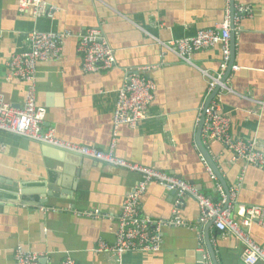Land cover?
<instances>
[{
    "label": "crops",
    "instance_id": "obj_1",
    "mask_svg": "<svg viewBox=\"0 0 264 264\" xmlns=\"http://www.w3.org/2000/svg\"><path fill=\"white\" fill-rule=\"evenodd\" d=\"M58 8L51 21L36 22L18 14L20 0H0V94L20 108L25 84L8 79L12 55L29 49L27 34L70 31L60 58L39 62L36 105L43 113V131L61 141L106 151L111 145L118 90L125 72L157 65L147 74L155 84L146 118L136 128L122 125L115 157L179 177L202 195L217 198L196 144L200 109L207 106L206 78L201 71L219 73L218 46L189 55L192 65L166 52L162 44L195 36L220 25L236 5L252 10L240 22L224 78L235 94L225 93L222 110L231 120L230 134L255 141L264 153V0H42ZM104 35L114 52L108 71L87 73L77 53V36L86 30ZM229 64V67H230ZM231 66V67H232ZM207 103V104H206ZM0 264H15V251L44 255L49 264L66 257L75 264H119L109 254H96L99 241L112 244L122 204L139 176L89 158L0 132ZM226 189H236L232 217L242 207L264 206V172L241 161L219 143L207 149ZM240 179V182H239ZM240 183V185H239ZM52 186V195H46ZM42 192L46 195H42ZM174 194L153 183L140 200L143 217L169 221ZM43 205H40L42 201ZM86 213L87 215L83 214ZM97 213V214H94ZM88 214H94L92 216ZM200 215L193 199L183 200L179 217L196 225ZM251 238L264 250V230L256 223ZM158 252L126 253L120 264H242V246L232 235L221 236L212 224L165 227ZM199 238L202 253L198 252ZM212 262V261H211Z\"/></svg>",
    "mask_w": 264,
    "mask_h": 264
},
{
    "label": "built area",
    "instance_id": "obj_2",
    "mask_svg": "<svg viewBox=\"0 0 264 264\" xmlns=\"http://www.w3.org/2000/svg\"><path fill=\"white\" fill-rule=\"evenodd\" d=\"M17 11L19 15L30 17L35 22L41 18L52 21L58 13V8L42 0H20ZM251 14L250 7L236 5L232 7L231 12L226 11L222 23L213 30H202L193 37L163 43L162 47L166 52L174 54L183 63L189 65H192L189 55L193 52L215 46L220 48L219 73L201 71L207 80L208 95L215 92L210 103L207 106L202 105L200 109L199 120L203 119L200 131L201 145L207 150L209 144L219 143L232 154L233 161H241L247 166L264 172V153L257 148L255 141H243L231 136L230 117L222 110L223 95L225 93L235 94L224 80L231 59V35L238 34L240 22L250 17ZM26 36L29 49L12 55L7 63L8 79H17L25 84L24 101L20 108H15L0 94V132L89 158L139 176V181L122 204L120 215L117 218L118 230L114 242L107 244L99 241L94 253L109 254L115 257L120 264L126 253L158 252L162 242L161 231L165 227L193 229L194 226L212 224L221 236L232 235L241 244L242 264H264V250L250 236V228L254 223L264 230V206L242 207L240 219H234L232 210L237 195L236 189L232 187L226 190L202 155L200 159L205 164L206 172L215 182L217 198L214 200L202 195L193 185L179 177L115 157L114 150L119 128L122 125L136 128L146 118V111L153 100L155 91V84L147 74L156 71L157 65L137 67L125 72L115 102L111 145L106 151H98L92 147L61 141L55 137L52 130L43 131V113L36 105L37 64L58 60L63 41L71 36L70 31L57 33L33 29ZM77 41V53L81 56L84 72L97 73L114 67V52L99 31L86 30L77 36ZM231 69L237 71L238 67L232 66ZM153 183L174 194L169 221H155L141 215V197L148 185ZM187 198L193 199L199 208L200 215L196 225L186 224L179 217L183 200ZM198 241V252L202 253V239L199 238ZM14 261L15 264H49L44 255L20 249L15 251ZM61 264L75 263L71 258L66 257ZM201 264H212V262L207 255L203 254Z\"/></svg>",
    "mask_w": 264,
    "mask_h": 264
},
{
    "label": "water",
    "instance_id": "obj_3",
    "mask_svg": "<svg viewBox=\"0 0 264 264\" xmlns=\"http://www.w3.org/2000/svg\"><path fill=\"white\" fill-rule=\"evenodd\" d=\"M230 45H231V51H234V48H235V38H234L233 35H231V42H230ZM231 66H232V65L230 64V67H229V68H231ZM228 70H229V69H228ZM224 80H225V78H224ZM214 93H215V92H214ZM214 93L212 94V96H210L209 99H211V98L214 96ZM206 104H207V103H206ZM202 123H203V119H201V121H200V125H199V127H198L197 136H196V144H197L198 151H199V153L202 155V157L204 158L206 164L211 168L212 172L215 174V176L217 177L218 181L224 186V188H226L225 185H224V182H223V181L221 180V178H220V174H219V172H218V170H217L216 165L212 162L211 157H210V155L208 154L207 150H205V149L203 148V146L201 145V142H200V131H201ZM46 146H47V145H46ZM68 153H70V152H68ZM70 154H73V153H70ZM52 190H54L53 187H52V186H49L46 195L51 196V195H52V192H51ZM226 190H227V189H226ZM54 191H56V190H54ZM42 195H44V197H46V195L44 194V192H42ZM44 202H45V201L43 200V201L40 203V205L45 204ZM206 242H207V249H208V252H209V254H210L212 264H217V262H216V260H215V256H214L213 250H212L211 246L209 245L208 240H207Z\"/></svg>",
    "mask_w": 264,
    "mask_h": 264
}]
</instances>
